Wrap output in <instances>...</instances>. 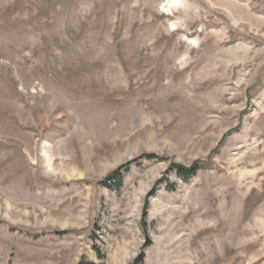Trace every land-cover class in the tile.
I'll return each mask as SVG.
<instances>
[{
  "label": "rangeland",
  "instance_id": "374dc122",
  "mask_svg": "<svg viewBox=\"0 0 264 264\" xmlns=\"http://www.w3.org/2000/svg\"><path fill=\"white\" fill-rule=\"evenodd\" d=\"M91 263L264 264V0H0V264Z\"/></svg>",
  "mask_w": 264,
  "mask_h": 264
},
{
  "label": "trees",
  "instance_id": "16d2710c",
  "mask_svg": "<svg viewBox=\"0 0 264 264\" xmlns=\"http://www.w3.org/2000/svg\"><path fill=\"white\" fill-rule=\"evenodd\" d=\"M174 168H176L177 173L182 175V176H184V175L189 176L192 172H195L198 169V167L196 165L193 168H186V167H183L180 165H177V166L175 165ZM142 261H143V255L138 259V262H142Z\"/></svg>",
  "mask_w": 264,
  "mask_h": 264
}]
</instances>
